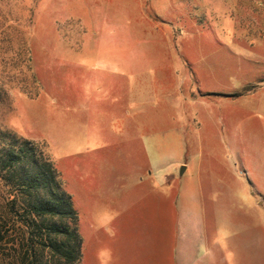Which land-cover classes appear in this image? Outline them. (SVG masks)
Returning <instances> with one entry per match:
<instances>
[{"label":"rangeland","instance_id":"obj_1","mask_svg":"<svg viewBox=\"0 0 264 264\" xmlns=\"http://www.w3.org/2000/svg\"><path fill=\"white\" fill-rule=\"evenodd\" d=\"M0 129L47 145L78 264H264V0H0Z\"/></svg>","mask_w":264,"mask_h":264},{"label":"trees","instance_id":"obj_2","mask_svg":"<svg viewBox=\"0 0 264 264\" xmlns=\"http://www.w3.org/2000/svg\"><path fill=\"white\" fill-rule=\"evenodd\" d=\"M0 182L12 215L34 234L26 254L10 264H78V214L47 145L0 129Z\"/></svg>","mask_w":264,"mask_h":264},{"label":"crops","instance_id":"obj_3","mask_svg":"<svg viewBox=\"0 0 264 264\" xmlns=\"http://www.w3.org/2000/svg\"><path fill=\"white\" fill-rule=\"evenodd\" d=\"M181 167L182 166H180V168ZM183 167H184V170L182 172H179L180 175H183L185 170H186V168H187L185 166H183ZM166 182L169 183L170 182V178H166ZM180 223H181V220H180ZM180 231H181V228H180ZM180 257H181V252L179 251L178 254L176 255V264H198L197 260L195 258H193V257H191V259H189V260L187 259L186 261H184V259L181 260Z\"/></svg>","mask_w":264,"mask_h":264},{"label":"water","instance_id":"obj_4","mask_svg":"<svg viewBox=\"0 0 264 264\" xmlns=\"http://www.w3.org/2000/svg\"><path fill=\"white\" fill-rule=\"evenodd\" d=\"M184 170V167L182 166L181 168H180V172H182Z\"/></svg>","mask_w":264,"mask_h":264}]
</instances>
